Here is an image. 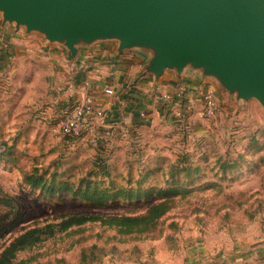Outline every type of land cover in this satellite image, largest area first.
<instances>
[{"label": "rangeland", "instance_id": "rangeland-1", "mask_svg": "<svg viewBox=\"0 0 264 264\" xmlns=\"http://www.w3.org/2000/svg\"><path fill=\"white\" fill-rule=\"evenodd\" d=\"M17 32L20 48L0 55V253L29 230L51 226L53 234L11 264H135L186 245L223 251L264 239V110L256 101L237 105L208 80L214 119L200 102L179 117L162 106L158 117L128 121L124 108L110 112L112 95L99 103L105 114L93 132L64 137L58 127L82 97L67 55ZM62 184L136 199L101 205L47 194ZM76 216L99 217L57 228Z\"/></svg>", "mask_w": 264, "mask_h": 264}, {"label": "water", "instance_id": "water-1", "mask_svg": "<svg viewBox=\"0 0 264 264\" xmlns=\"http://www.w3.org/2000/svg\"><path fill=\"white\" fill-rule=\"evenodd\" d=\"M35 35L75 59L116 43L153 81L209 78L237 105L264 110V0H0V30Z\"/></svg>", "mask_w": 264, "mask_h": 264}, {"label": "crops", "instance_id": "crops-1", "mask_svg": "<svg viewBox=\"0 0 264 264\" xmlns=\"http://www.w3.org/2000/svg\"><path fill=\"white\" fill-rule=\"evenodd\" d=\"M18 33L12 30H0V55L9 56L11 50L20 48L18 40L21 36ZM103 44H98L89 50H79L75 59H71L68 52L64 51V53L67 55L65 59L68 65L76 76L75 82L80 85L79 92L89 90L97 102L101 103L106 97L102 93L103 89L113 90L114 100H117L110 108L113 115L124 108L128 114V121L135 116L145 115L148 119L158 117L159 112H163L161 97L179 91L183 92L182 108L184 111L188 109V114L198 108V105L201 106L200 96L208 87V80L211 79H200L191 73H184L176 79L172 72L166 71L153 81L151 76L140 73L145 61L142 55L136 52L131 54L123 52L117 55L116 43ZM178 108V103L174 102L173 109ZM113 264L119 263L113 262ZM135 264H264V239L240 242L236 249L228 248L223 251H214L206 245H186L175 255L163 254L160 251L153 258H144Z\"/></svg>", "mask_w": 264, "mask_h": 264}, {"label": "built area", "instance_id": "built-area-1", "mask_svg": "<svg viewBox=\"0 0 264 264\" xmlns=\"http://www.w3.org/2000/svg\"><path fill=\"white\" fill-rule=\"evenodd\" d=\"M106 97H111L114 92L111 88H104L102 91ZM183 92H175L173 94H165L161 97L163 107L172 110L175 116H182L185 112L182 108ZM178 103L179 108L173 109V105ZM202 104V115L206 120L214 119L218 114V104L216 94L211 88H207L200 96ZM104 109L93 97L89 90L82 92L81 99L71 106L64 120L60 123L57 132L64 137L76 138L80 135L93 132L98 123L104 117Z\"/></svg>", "mask_w": 264, "mask_h": 264}, {"label": "trees", "instance_id": "trees-1", "mask_svg": "<svg viewBox=\"0 0 264 264\" xmlns=\"http://www.w3.org/2000/svg\"><path fill=\"white\" fill-rule=\"evenodd\" d=\"M29 184H32L34 188L39 187V182H37L33 178H29ZM58 193H67L72 196L74 199H77L82 203H92V204H105L107 202H113L116 204H128L135 200V196L132 191L125 192L122 190L115 191L113 193L109 192H89V191H77L72 192L66 184H62L59 188L54 187V185L47 189V194L50 196L56 195ZM166 193V192H165ZM137 199H140L137 197ZM99 216H76L69 217L62 220L59 224H57V228L61 231H65L73 226L82 225L88 221H95ZM129 220H124L125 223H129ZM53 234V230L51 226H47L45 228H35L25 232L24 234L17 237L13 240L4 250L0 253V264H11L14 255L17 252L24 250L33 244H37L41 241L42 237L50 236ZM108 255H113V250L109 253L103 254V259ZM113 260V258H110Z\"/></svg>", "mask_w": 264, "mask_h": 264}]
</instances>
